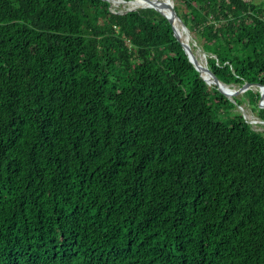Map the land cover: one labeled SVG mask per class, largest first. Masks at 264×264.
<instances>
[{"label": "trees", "instance_id": "obj_1", "mask_svg": "<svg viewBox=\"0 0 264 264\" xmlns=\"http://www.w3.org/2000/svg\"><path fill=\"white\" fill-rule=\"evenodd\" d=\"M61 1L0 0V264H264L261 94L153 8ZM172 1L221 83L264 87L263 5Z\"/></svg>", "mask_w": 264, "mask_h": 264}, {"label": "rangeland", "instance_id": "obj_2", "mask_svg": "<svg viewBox=\"0 0 264 264\" xmlns=\"http://www.w3.org/2000/svg\"><path fill=\"white\" fill-rule=\"evenodd\" d=\"M109 1H111L112 8L114 9V11L124 12V11L133 10V9H137V8H143V7H131L130 4H129V2H132L133 3L132 0H109ZM166 1L168 3V0H166ZM254 2L256 4H258V5H263L264 6V0H254ZM43 3L45 5H47L48 8H52V7L56 6V5L63 4V2L61 0L60 1L43 0ZM186 34L188 35V38H190V40H191L190 41V47L192 49L193 48V46H191L192 35L189 32H187ZM192 51L193 52L195 51L194 52L195 55L197 54V55H200L201 57L203 56L204 62L206 63V66H207V59L204 56L202 50H200V49L197 48L195 50L192 49ZM232 89H237V87H234L233 86ZM259 89H257L256 92H259L260 93ZM241 96H242V94L239 95V96H237V98H241ZM253 106H254V104L252 105V103L250 102L249 99H245L243 101V103L237 108V111H240V112L243 113L245 119L250 123V125L252 126V128L255 131L264 133V120L261 117L260 111L258 109H253Z\"/></svg>", "mask_w": 264, "mask_h": 264}, {"label": "water", "instance_id": "obj_3", "mask_svg": "<svg viewBox=\"0 0 264 264\" xmlns=\"http://www.w3.org/2000/svg\"><path fill=\"white\" fill-rule=\"evenodd\" d=\"M142 1H145V2H152L153 0H142ZM171 1H172V0H171ZM172 2H173V1H172ZM146 8H153V9H155L156 11H158L161 15H163L165 18L168 19V21L170 22V24H171V26H172V28H173V30H174V35H175V37L179 40V42H181V44H182V46H183V48H184V50H185V52H186V55L188 56L190 62L194 65L195 69L200 73L202 79H203L204 81H206V79L202 76V73H201V71L203 70L202 67L200 68V66L198 65L196 59H194V58L192 57V55H191V52H193L192 49H191V47L188 46V45H185V44L182 42V40L178 37V35H177V33H176V29H177V28H176V25H175V21H178V22H179L180 27H181L186 33L188 32V29L186 28V26L184 25V23L182 22V20L177 16V14H176V12H175V10H174V2H173V4H172L171 7H170V9H171V14H172V15H170V16L164 14V13H163L159 8H157L156 6H148V7H146ZM133 10H134V9H133ZM174 19H175V20H174ZM192 54H193V53H192ZM204 70H205L207 73H209V74L213 77V79H214V85L217 87V89H218L222 94H224L225 96H227V97L230 98V99H233V98H235V97H237V96H239V95L245 93V92L248 91V90H252V91L256 92L257 89H258V88L256 87L255 84H249V83H247V84H245L244 86H242V87H240V88L234 90V91L231 92L230 94H225V93L222 92L221 89L219 88V85H221V84H223V83H221V82L219 81V79H218V78L214 75V73L208 68V66H206ZM206 83L208 84L207 81H206ZM223 85H224V84H223ZM259 91L261 92V99H262V98H263V95H264V87H260ZM256 93H257V92H256ZM256 106L259 107V108H264V104H263V105L258 104V105H256Z\"/></svg>", "mask_w": 264, "mask_h": 264}, {"label": "bare ground", "instance_id": "obj_4", "mask_svg": "<svg viewBox=\"0 0 264 264\" xmlns=\"http://www.w3.org/2000/svg\"><path fill=\"white\" fill-rule=\"evenodd\" d=\"M132 2H129L131 7H143L146 8L148 6H156L157 8H159L164 14L170 16L171 14V5L173 4V2L170 0H168V3L166 0H153L152 2H145L142 0H132ZM175 20V19H174ZM175 25H176V33L178 35V37L182 40V42L185 45L190 46V38H188V35L186 34V32L180 27V24L178 23V21H175ZM193 53V54H192ZM191 55L194 59H196L198 65L200 66V68L202 67V76L206 79V81L208 82L209 86L214 85V79L213 77L207 73L204 69L206 67V63L204 62V58L203 56L201 57L200 55H195L194 52H191ZM205 56V55H204ZM215 86V85H214ZM219 88L221 89L222 92H224L225 94H230L231 92H233L236 89H232L231 87H228L226 85H219ZM261 94V92H260ZM264 104V95L263 98L260 100V105ZM248 111V110H247ZM263 122V121H262ZM257 123V122H256Z\"/></svg>", "mask_w": 264, "mask_h": 264}]
</instances>
